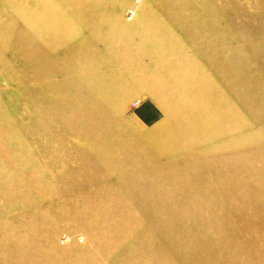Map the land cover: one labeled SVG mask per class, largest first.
<instances>
[{
	"label": "rangeland",
	"instance_id": "rangeland-1",
	"mask_svg": "<svg viewBox=\"0 0 264 264\" xmlns=\"http://www.w3.org/2000/svg\"><path fill=\"white\" fill-rule=\"evenodd\" d=\"M0 264H264V0H0Z\"/></svg>",
	"mask_w": 264,
	"mask_h": 264
},
{
	"label": "crops",
	"instance_id": "crops-1",
	"mask_svg": "<svg viewBox=\"0 0 264 264\" xmlns=\"http://www.w3.org/2000/svg\"><path fill=\"white\" fill-rule=\"evenodd\" d=\"M93 11H95V10H93ZM70 52L76 53V50H74L72 48V49H69L66 51V53H70ZM160 111H161V109L157 105L156 106L150 105V106H146V111H145L146 114L144 111H141L140 115L144 117L143 119H145L146 123L148 122V124H152L153 122H156L158 120L159 115H160Z\"/></svg>",
	"mask_w": 264,
	"mask_h": 264
},
{
	"label": "bare ground",
	"instance_id": "bare-ground-1",
	"mask_svg": "<svg viewBox=\"0 0 264 264\" xmlns=\"http://www.w3.org/2000/svg\"><path fill=\"white\" fill-rule=\"evenodd\" d=\"M20 6V5H19ZM19 6H18V4L16 5V8H19ZM36 17V15H33V16H29V19H31V20H28L27 22H26V25L27 24H35V21L37 20V17ZM33 54H35V53H33ZM166 53H163V55H165ZM184 56V55H183ZM182 72L183 73H185V69H184V71L182 70ZM187 74V73H186ZM96 88V87H95ZM95 88H94V92H95Z\"/></svg>",
	"mask_w": 264,
	"mask_h": 264
}]
</instances>
